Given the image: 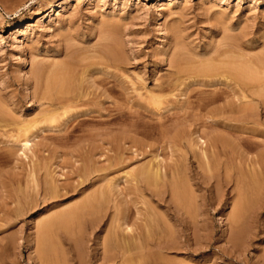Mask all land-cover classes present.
Returning <instances> with one entry per match:
<instances>
[{
  "label": "rangeland",
  "instance_id": "obj_1",
  "mask_svg": "<svg viewBox=\"0 0 264 264\" xmlns=\"http://www.w3.org/2000/svg\"><path fill=\"white\" fill-rule=\"evenodd\" d=\"M225 49L234 51L229 56L242 63L238 64L242 70L255 74L258 80L255 84L250 81L257 89L248 87L247 82H251L245 83V78L244 86L237 85L227 74L228 66L209 60L210 55ZM212 65L216 67L208 78L205 71ZM58 66L66 74L72 95H78L77 102L62 111L55 106H41L37 95L45 88L47 75ZM177 67L183 69L178 74L179 82L174 84L172 74ZM263 71L264 0H0V111L11 119H0V264H34L31 260L39 263L35 246L36 240L42 242L43 238L56 245L60 264H103L90 225L104 216L99 221L103 228L101 237L107 235L106 231L110 233L106 230L110 225H115L119 236L126 237V232L117 229L115 218L114 223L110 222L119 214L134 229L148 225L154 231L173 226L170 229L175 230L179 248L163 252L152 247L145 264H153L152 258L157 254L162 257L156 260L158 264H264V214L258 226L254 224L260 202L246 216L243 240L234 244L227 239L226 230L235 193L233 185L221 188L213 179L203 182L199 179L201 174H196L203 172L197 161L201 157L200 127L205 126L204 132L224 139L228 158L251 176L247 184L252 189H248L254 194L262 189L258 196L264 192V147L251 144L264 142ZM156 78L168 80L171 85L151 93L147 88ZM205 80L211 85H205ZM191 81L186 99L190 104L216 98L198 115H193L194 107L188 102L181 103L182 83ZM241 91L247 97L239 100ZM151 95L161 98L159 116ZM255 95L258 98L252 99ZM241 101L242 110H238L236 105ZM219 107L223 114L216 113ZM51 109L54 114L46 119L42 110ZM206 116L226 125L212 129L215 122ZM31 125L36 128L32 126L26 134L30 146L25 149L21 144L24 136L18 139V126ZM183 130L192 133L190 146L197 148L179 138ZM162 131L164 137L160 135ZM237 143L246 149L239 159L235 157ZM155 157L162 167L179 169L187 194L181 204L175 198L181 206H176L163 186L164 190L157 187L159 192L153 188L145 190L141 185L142 190L134 191L132 172L142 164L157 162ZM255 158L262 161L259 166ZM259 186L262 188L253 190ZM100 191L105 194V203L99 196L98 202L89 201L94 206L85 203L90 210L81 206L91 195H101ZM191 194L198 208L185 209L184 205L193 204L186 200L192 199ZM217 194L221 199H216ZM253 195L252 199L256 196ZM53 216L61 219L56 221ZM47 223L50 226H46L45 237L42 229Z\"/></svg>",
  "mask_w": 264,
  "mask_h": 264
},
{
  "label": "bare ground",
  "instance_id": "obj_2",
  "mask_svg": "<svg viewBox=\"0 0 264 264\" xmlns=\"http://www.w3.org/2000/svg\"><path fill=\"white\" fill-rule=\"evenodd\" d=\"M66 2V1H65ZM61 8V7H60ZM233 50L232 49H229V50H227V49H225V50H223V51H219V52H217V53H215V56H212V55H210V57H209V60H214V61H217V62H220V64H223V65H225L227 68H229L228 70H227V74L229 75V76H231L232 77V79L234 80V82L237 84V85H239V86H241V85H243L244 86V84H242V78H245V83H246V80L247 81H252V82H254L255 80H258L257 79V77L255 76V74H253L252 72H250V73H246V71L245 70H247V69H245V70H242V69H244V68H240L239 66H238V64H240L239 62H236V61H234V59H233V61L231 60L232 58L229 56L230 54H233ZM247 52V51H246ZM206 55V54H205ZM228 55V56H227ZM203 56V55H202ZM208 57V56H207ZM229 57V58H228ZM206 58V57H205ZM240 58V57H239ZM204 59V58H203ZM206 60V59H205ZM208 60V59H207ZM247 60V59H246ZM250 60V59H249ZM202 62H204L203 60H202ZM216 62V63H217ZM241 62H242V60H241ZM246 64H250L249 62L247 63V62H245ZM172 63H171V60H170V65H171ZM207 64H208V62H207ZM232 64V65H231ZM235 64V65H234ZM242 64V63H241ZM240 64V65H241ZM210 65V64H209ZM245 64H243V66H244ZM251 65V64H250ZM172 66H173V64H172ZM205 67H206V64L204 65ZM218 66V65H217ZM222 66V65H221ZM186 67V66H185ZM203 66H201V68H202ZM210 67V66H209ZM212 67V69L210 68V69H207L208 68V66H207V68H205V69H207L205 72H206V74H208L207 76H208V78L210 77V75L212 74L213 75V73H210V71H212L213 69H214V67H216V66H214L213 67V65L211 66ZM223 67V66H222ZM222 67H218V68H222ZM37 68V67H36ZM226 68V69H227ZM262 68V67H261ZM38 69V68H37ZM41 69V68H40ZM39 69V70H40ZM183 69V68H182ZM182 69H180L179 67H177V68H175L174 69V73L172 74V75H174V79L172 78V77H170L171 78V81H172V79H173V82H174V80H175V83L174 84H176L177 83V81H178V74H181V70ZM223 69H225L224 67L222 68V70ZM257 69V68H256ZM218 70V69H217ZM221 70V71H222ZM255 70V69H254ZM36 71V70H35ZM50 71V70H49ZM203 71V70H202ZM201 71V72H202ZM221 71H219L220 73H221ZM225 71V70H224ZM223 71V72H224ZM250 71H252V70H250ZM258 71V70H257ZM37 72V71H36ZM39 72V71H38ZM183 72V71H182ZM248 72V71H247ZM254 73L256 72V71H253ZM264 72V71H263ZM48 73V72H47ZM187 73H189V72H187ZM186 73V74H187ZM204 75H205V73L204 72H202ZM209 73H210V75H209ZM225 73V72H224ZM223 73V74H224ZM260 73V72H259ZM215 74H217V72L215 73ZM222 74V73H221ZM262 74V73H261ZM261 74H259V75H261ZM36 75V74H35ZM189 75V74H188ZM199 75H201V74H199ZM203 75V76H204ZM217 75H220V74H217ZM228 75H226V76H228ZM40 76V75H39ZM38 76V77H39ZM184 76V75H183ZM187 76V75H186ZM206 76V75H205ZM206 76V77H207ZM223 76V75H222ZM246 76H247V79H246ZM263 76H264V74L262 75V78H263ZM44 77V75L42 76V78ZM169 77V76H168ZM214 77V76H213ZM225 77V76H224ZM205 78V77H204ZM223 78V77H222ZM226 78H228V77H226ZM39 79H41V77H39ZM38 79V80H39ZM225 79V78H224ZM43 80H45V79H43ZM260 81H261V79H259ZM39 81H41V80H39ZM46 81H47V83L45 84V88L43 87V88H41V92L39 93V94H37V95H39V99H40V101H38V102H40V105L42 106V105H48V106H55V107H57V108H60L59 110H61V109H67V107H69V106H71L73 103H75V102H77V96L76 95H72V91L70 90V86L69 85H67V80H66V74H65V72L63 71V69L60 67L59 68V66H58V69L57 70H55V71H51L50 73H49V75H47V77H46ZM184 81V80H183ZM193 82H194V80H192ZM184 82V83H182V89H180V95L181 96H183L184 98L181 100V103H185V102H188V104H190L189 103V101H187L186 99H188V92H189V86L193 83V82ZM250 81V82H251ZM260 81H258V83H256V84H259V82ZM179 82V81H178ZM198 82V81H197ZM216 82H219L218 80H212V83H216ZM252 82L251 83H248L247 82V86L248 87H250V88H252L253 89V87L255 86L254 84H255V82H254V84H252ZM122 83V82H121ZM172 83V82H171ZM195 83V82H194ZM199 83V82H198ZM263 84H264V82H262ZM42 84V83H41ZM40 84V85H41ZM181 84V83H180ZM179 84V85H180ZM204 84L205 85H211V81H204ZM165 85H167L168 87H169V85H171L170 83H169V81L167 80V82H165V81H162L161 79H153V84H152V86H150V87H148L147 89L149 90V92H151V93H155V91H162L163 89H164V86ZM262 85V84H261ZM174 86V88H176V86L175 85H173ZM177 86H178V84H177ZM140 87H142V86H140ZM144 87H145V85H144ZM144 87H142V88H144ZM242 87V86H241ZM247 87V89L249 90L250 88H248ZM258 87H259V85H258ZM146 88V87H145ZM261 88L263 89L264 88V85L263 86H261ZM260 88V89H261ZM39 89V88H38ZM44 89V90H43ZM146 89V90H147ZM254 89H257V88H254ZM254 89H253V91H254ZM26 90V89H25ZM140 90H141V88H140ZM174 90V89H173ZM242 90V89H241ZM251 90V89H250ZM37 91V90H36ZM246 91V90H245ZM258 91V90H257ZM261 91V90H260ZM247 92V91H246ZM252 91H249L248 93H250L251 95L253 94V92L251 93ZM255 92H256V90H255ZM259 92V91H258ZM263 92V91H262ZM241 95L242 96H238V98H239V100H241L242 98H245V97H247L245 94H243V92L241 91ZM255 94V93H254ZM261 94V93H260ZM250 95V96H251ZM257 95V94H256ZM255 95V97L253 96V97H251L252 99H257L258 97ZM35 96V95H34ZM261 96H263V94L261 95ZM151 98H152V101H153V106H154V111H155V114H157L158 116L159 115H161V107L159 106L160 104H161V98L159 97V96H154V95H151L150 96ZM166 97V96H165ZM190 99V98H189ZM248 99V98H247ZM178 100V99H177ZM216 100V98L214 99H209L208 101H202V100H198V102H196V103H194L195 105L193 106V104H190V105H192L193 107H194V111H195V113L193 114V115H198L199 114V111H200V109H208L207 107L210 105V104H212L214 101ZM249 100V99H248ZM264 100V99H263ZM148 101V100H147ZM195 101V100H194ZM251 101H253V100H251ZM176 102H178V101H176ZM246 102H247V100H246ZM246 102H244V104H246ZM249 102H250V100H249ZM263 102V101H262ZM263 104V103H262ZM176 105V104H175ZM242 105H243V103H242V101H241V103H239V104H237L236 105V107L238 108V110H242ZM187 107H188V105H187ZM264 107V106H263ZM39 108V107H38ZM45 108V107H44ZM43 108V109H44ZM148 108V107H147ZM48 109V108H47ZM185 110H186V108H184ZM192 109V107L190 108V110ZM52 110V109H51ZM55 111L57 110L58 111V109H54ZM176 110V109H175ZM179 110H181V109H179ZM62 111V110H61ZM65 111H67V110H65ZM153 111V110H152ZM187 111V110H186ZM185 111V112H186ZM42 112H43V116H45V118L46 117H48V115H51L52 114V116H53V114H54V111L52 110L51 112L50 111H46V110H42ZM59 112V111H58ZM57 112V113H58ZM180 112V111H179ZM178 111H176V113H178V114H180ZM184 112V113H185ZM7 113V112H6ZM191 113V112H190ZM193 113V112H192ZM216 113H218V114H223V110H222V108L221 107H219V108H217V110H216ZM183 114V113H182ZM182 114H180V115H182ZM186 114H188V113H186ZM8 115V114H7ZM40 115H42V113L40 114ZM56 115L58 116V114H56L55 113V118H56ZM60 115V114H59ZM63 115H65V113H63ZM69 115V114H68ZM71 115V114H70ZM73 115H75V114H73ZM156 116V115H155ZM174 116V115H173ZM182 116H184V115H182ZM4 117L6 118V115H4V112L3 111H0V119L2 120V119H4ZM18 117H20V116H18ZM24 117V116H23ZM26 117H28V116H26ZM25 117V118H26ZM40 117V116H39ZM65 117H68V116H65ZM70 117H72V116H70ZM180 117V116H179ZM178 117V118H179ZM187 117V116H186ZM185 117V118H186ZM188 117H189V114H188ZM188 117H187V119H188ZM191 117V116H190ZM212 116H206L205 118L206 119H212L211 121L212 122H215V125L216 126H212L211 125V123H209V125H211V127L210 128H212V129H216V127L219 125V124H223V125H226L224 122H219L218 121V119L217 118H211ZM7 118H9V117H7ZM7 118L5 119V120H3V121H7ZM21 118V117H20ZM29 118V117H28ZM32 118V117H31ZM34 118V117H33ZM41 118V117H40ZM52 118V117H51ZM174 118V117H173ZM177 118V119H178ZM14 119V118H13ZM46 119H48V118H46ZM46 119H44V120H46ZM177 119H175V120H177ZM190 120L192 119V118H189ZM195 119V118H194ZM11 119L9 118V121H10ZM24 120V119H23ZM30 120V119H29ZM54 120V119H53ZM179 120V119H178ZM189 120V121H190ZM25 121V120H24ZM26 121H28V119H26ZM67 121V120H66ZM182 121V120H181ZM198 121H201V120H199V118H198ZM11 122V121H10ZM174 123H175V121H173ZM176 122H178V121H176ZM185 122V121H184ZM195 121H193V123H194ZM1 123V122H0ZM12 123H13V121H12ZM14 123H16V121H14ZM37 123H39V122H37ZM186 123V122H185ZM184 123V124H185ZM193 123L191 124L192 126H193ZM196 123H200V122H196ZM4 124H6L5 122H4ZM182 124V123H181ZM201 124V123H200ZM247 124V123H246ZM35 125V124H34ZM175 125H176V123H175ZM187 125V124H186ZM195 125V124H194ZM198 125V124H197ZM202 125H203V123H202ZM204 125H205V121H204ZM33 125H31V126H18V134H19V138L18 139H20L21 137H23L24 136V138L22 139V141H21V144H22V146H23V148H25V149H28L29 148V146H30V143H29V140H28V138H25V136H26V134L28 133V132H30V129H31V127H32ZM151 126V125H150ZM160 126H161V124H160ZM187 126H189V125H187ZM34 127V126H33ZM172 127V126H171ZM174 127V126H173ZM176 127H178V126H176ZM195 127V126H194ZM198 127L199 126H197V129H198ZM202 127H205V126H202ZM202 127H200L201 128V130H202V135H201V137H200V135H199V141H200V144H201V147L199 146L198 148H200V153H201V157L199 158V161H197V165H198V167L200 168V169H202V173H196V174H201L200 175V177H199V179L201 178V180L203 181V180H208V181H210V179H213V182L215 183V184H217V185H219V187H221V186H228V185H233V189H234V191H235V193H234V199H233V202H232V210H231V215H230V217L228 218V222L226 223V227L228 228V229H226V230H229V235H228V237H227V239L231 242H233L234 244H239V243H241V241L243 240V238H244V234H245V229H244V221H245V219H246V216H247V214H248V212L249 211H251V210H253V207L255 206V205H257L256 203H259V205L257 206L258 208V210H256L255 211V219H254V221H255V226H258L257 224H258V222H260L259 221V218H260V216H262V214H264V192L263 193H261L259 196H258V194H259V192L262 190V189H258V190H256L257 188H260L261 186H259V187H254V189L253 190H256L258 193H256V191H254L255 192V194L254 193H252L250 190L252 189V187H249L248 186V182H247V180L249 179V178H251V176L248 174V176H247V172L246 173H244L241 169V167H238V166H236V164H233L232 163V159L231 158H228V156H227V152H226V150H225V148H224V139H222V137H220L218 134L216 135H211L210 133H207V132H204L203 131V129H202ZM207 127V126H206ZM10 128V127H9ZM34 128H36V127H34ZM179 128V127H178ZM183 128V127H182ZM186 128V127H185ZM200 128H199V130H200ZM15 129V128H14ZM177 129V128H176ZM175 129V130H176ZM181 129V128H180ZM196 129V128H195ZM182 130V129H181ZM191 130V129H190ZM198 130V131H199ZM16 131H17V129H16ZM178 130H176V132H177ZM13 132H14V130H13ZM195 132H197V131H195ZM170 133V135H171V133L172 132H169ZM178 133V132H177ZM191 133V132H190ZM189 132L188 133H184V130L183 131H180V139L181 140H184L189 146L191 145V143L193 144V142H192V138H191V134H190ZM17 134V135H18ZM30 134H32V131H31V133ZM172 134H174V133H172ZM176 134V133H175ZM20 135H22L21 137H20ZM160 135H161V137H164V135H165V132L164 131H162V133L160 132ZM145 136H147V133H145ZM175 136H177V135H175ZM27 137V136H26ZM176 138V137H175ZM178 138V139H179ZM16 140V139H15ZM172 140V139H171ZM180 140V141H181ZM194 140H196V139H194ZM169 141V140H168ZM176 141V140H175ZM197 141V140H196ZM172 142H174V140L172 141ZM185 142H184V144H185ZM198 143V142H197ZM177 144H179V142L177 143ZM183 144V145H184ZM194 144H196V142L194 143ZM199 143H198V145H200ZM251 144H253V145H255V147L257 146V147H259V146H263L264 147V142H254V141H252V143ZM186 145V144H185ZM237 145H238V151L236 152L237 154H236V158H240V156L242 155V152L243 151H245L244 150V146H242L240 143H237ZM192 146H194V145H192ZM192 146H190L191 148H194V147H192ZM197 146V145H196ZM169 148V147H168ZM195 148H197V147H195ZM198 151V150H197ZM247 151H249V150H247ZM181 152V151H180ZM195 152V151H194ZM195 155V154H194ZM262 155V154H261ZM260 155V156H261ZM197 156H199V152H198V154H197ZM196 155H195V157H197ZM157 157V156H156ZM155 157V158H156ZM160 157V156H159ZM153 159V160H156V159ZM263 158V157H262ZM256 159V158H255ZM260 159H261V157H260ZM152 160V161H153ZM158 160V159H157ZM235 160V159H234ZM245 160H247L246 158H245ZM259 159H256L255 160V162L256 161H258ZM262 160H264V159H262ZM150 161V160H149ZM162 161V160H161ZM248 161L250 162V160L248 159ZM155 162V161H154ZM159 160L157 161V162H155V163H151V162H146V163H151V164H146V165H143L142 164V166L139 168V169H137V171H135V173L134 172H132V174H134L132 177H133V179H135V181L133 182V184L135 183V188H134V191H136L137 189H141V188H143V189H145V190H151L152 188H153V190L154 191H156V189H157V191H158V189L160 188V187H166V189H167V191L170 193V196L171 197H173L174 198V200H175V198H176V200H177V198L178 199H180V200H178L177 202L179 203V204H181L180 202H183L184 201V199L186 198L185 197V195H187V194H184L185 193V185H184V183L180 180L181 179V175H180V171H179V169H177V168H170V170L166 167H162L160 164H159ZM175 162V161H174ZM162 163V162H161ZM252 163H253V160H252ZM257 163V162H256ZM255 163V164H256ZM259 163H260V161H258V166H259ZM261 163H262V161H261ZM260 163V164H261ZM163 164V163H162ZM173 164H175V163H173ZM250 164H251V162H250ZM249 164V165H250ZM164 165V164H163ZM168 165V164H167ZM248 165V166H249ZM252 166L254 165V163L253 164H251ZM255 167V166H254ZM254 167H253V169H254ZM179 168V167H178ZM168 169V170H167ZM250 169H251V171H249V172H252V167H250ZM126 173V172H125ZM124 173V174H125ZM129 174L131 173V172H128ZM204 173V174H203ZM29 174V173H28ZM90 174V173H89ZM127 174V173H126ZM131 174V175H132ZM203 174V175H202ZM30 176L31 175H33V173H32V171H30V174H29ZM131 175L129 176V177H131ZM125 176H128V175H125ZM206 177V178H205ZM33 178V177H32ZM125 178V177H124ZM128 178V177H127ZM122 179H123V177H122ZM126 179V178H125ZM132 178H130V181H132L131 180ZM252 179V178H251ZM251 179H249V180H251ZM127 180V179H126ZM125 180V181H126ZM32 181H33V179H32ZM129 181V180H128ZM128 181H127V183H128ZM108 182V181H107ZM204 182V181H203ZM202 182V183H203ZM205 183H206V181H205ZM204 183V184H205ZM92 184V183H91ZM130 184V183H129ZM132 184V183H131ZM208 184V183H207ZM115 185V184H114ZM117 185V184H116ZM142 187H141V186ZM108 186V185H107ZM111 186V185H110ZM109 186V187H110ZM132 186V185H131ZM94 187V186H93ZM117 187V186H116ZM141 187V188H140ZM157 187H159V188H157ZM162 187V188H163ZM216 187V186H215ZM248 187L249 188H251L250 190L248 189ZM115 188V187H114ZM118 188V187H117ZM137 188V189H136ZM150 188V189H149ZM155 188V189H154ZM222 188V187H221ZM262 188V187H261ZM107 189V188H106ZM109 189V188H108ZM119 189V188H118ZM130 189V188H129ZM136 189V190H135ZM165 188H163V190H164ZM187 189V188H186ZM53 190V189H52ZM51 190V191H52ZM103 190V189H102ZM110 190V189H109ZM113 190V189H112ZM122 190V189H121ZM133 190V189H132ZM142 190V189H141ZM152 190V191H153ZM218 190V189H217ZM252 190V191H253ZM111 191V190H110ZM219 191V190H218ZM97 192V191H96ZM101 192V191H100ZM109 192V191H108ZM108 192H107V194H108ZM159 192V191H158ZM160 192H162V189L160 190ZM54 193V192H53ZM93 193V192H92ZM94 193H95V191H94ZM121 193V192H120ZM129 193V192H128ZM101 195H98V196H92L91 195V198H90V200H87V198H86V200L87 201H85L84 202V200L81 202V206L83 207V208H85L84 206H86V210L88 209V210H90V207L89 206H87L86 204H88V202L89 201H91V199H92V201H94V200H98V199H96V197H98L99 198V196H100V198L99 199H101V200H103L104 201V203H105V200L103 199L104 198V195H103V193L101 192L100 193ZM132 194V193H131ZM188 194H190V192H188ZM254 194V195H253ZM127 195V194H126ZM139 195H142V194H139ZM251 195H253V196H255L253 199L251 198ZM51 196H52V193H51ZM87 196H89V195H87ZM103 196V197H102ZM233 196V195H232ZM90 197V196H89ZM123 197V196H122ZM121 197V198H122ZM191 197H192V194H191ZM217 198V200H218V198L219 199H221V196H219V194H217V196H216ZM182 198H184V199H182ZM195 198V197H194ZM123 199V201H124V198H122ZM126 199H129V198H126ZM131 199H133V198H131ZM131 199H129V200H131ZM181 199L183 200V201H181ZM196 199V198H195ZM195 199H193V197H192V199L190 198V200H188V197H187V202H190L191 200H192V205L191 204H186L187 202L185 201V204L186 205H188V206H186V205H184L185 206V209H186V207L188 208L189 206H192V208L191 209H194L196 206H197V208H198V205L199 204H197V202H196V204H195ZM230 199H231V196H230ZM100 200V201H101ZM120 200V199H119ZM134 200V199H133ZM176 200L175 201H173V202H176ZM100 201H99V203H100ZM106 201H107V199H106ZM108 201H109V199H108ZM114 201V200H113ZM197 201V200H196ZM87 202V203H86ZM98 202V201H97ZM112 202V201H111ZM133 202V201H132ZM176 202V206L177 207H179V206H181V205H179L178 203ZM57 203H59V202H57ZM57 203L55 202V204L57 205ZM86 203V204H85ZM89 203H91V202H89ZM92 203H94V202H92ZM91 203V204H92ZM117 203H118V201H117ZM121 203V202H120ZM119 203V204H120ZM124 203H125V201H124ZM123 203V204H124ZM128 203V202H127ZM126 203V204H127ZM139 203V202H138ZM61 204V203H60ZM77 204V203H76ZM84 204V205H83ZM113 204V203H112ZM115 204V203H114ZM122 204V203H121ZM134 204H136L137 205V203L134 201ZM78 205V204H77ZM80 205V204H79ZM78 205V206H79ZM90 205V204H89ZM93 205V204H92ZM96 205H98V203L96 204ZM95 205V206H96ZM101 205V204H100ZM99 205V206H100ZM118 205V204H117ZM128 205V204H127ZM193 205H195V206H193ZM75 206L76 205H74L73 206V208L74 209H77V208H75ZM94 206V205H93ZM92 206V207H93ZM105 206V205H104ZM125 206V205H124ZM182 206H183V204H182ZM183 206V207H184ZM77 207V206H76ZM82 207H80L79 206V208L81 209ZM89 207V208H88ZM103 207V206H102ZM122 207H123V205H122ZM194 207V208H193ZM96 209H98V207L96 208ZM115 209V208H114ZM91 210H92V208H91ZM100 210V209H99ZM115 210H117V213H118V209H115ZM137 210H138V208H137ZM188 210V209H187ZM197 210V209H196ZM84 211H85V209H84ZM67 213L68 212H70V211H66ZM80 212V211H79ZM90 212V211H89ZM94 212V211H93ZM98 212H100V211H98ZM97 212V213H98ZM123 212H125V209L123 210ZM122 212V213H123ZM138 213H139V210L137 211ZM188 212V211H187ZM190 212V211H189ZM188 212V213H189ZM70 213H72V212H70ZM74 213V212H73ZM116 213V214H117ZM190 213H192L193 214V212L191 211ZM198 212L196 211V214H197ZM61 214V213H60ZM63 214H64V212H63ZM100 214V213H99ZM99 214H96V216L97 215H99ZM114 214H115V212H114ZM115 214V215H116ZM119 214V213H118ZM117 214V215H118ZM59 215V214H58ZM74 215V214H73ZM80 215V214H79ZM93 215V214H92ZM60 216V215H59ZM58 216V217H59ZM74 216H76V214L74 215ZM96 216H94L95 218H96ZM192 216H194V215H192ZM54 217V216H53ZM53 217L51 218L52 220H55V219H53ZM57 217V218H58ZM61 217L63 218V219H66L65 217H63V215H61ZM71 217V215H69V216H67V218L69 219ZM77 217V216H76ZM80 217V216H79ZM98 217H100V216H98ZM104 217V216H103ZM103 217H101V218H103ZM113 217V216H112ZM111 217V218H112ZM142 217V216H141ZM198 217V214H197V216H196V218ZM54 218H56V216L54 217ZM57 218H56V221H57ZM75 218V217H74ZM78 218V217H77ZM101 218H100V220H101ZM114 218H115V224H116V226L118 227L117 229H119L120 231H122V232H126V235L128 236H126L125 237V235H122V236H119L118 235V233H117V231H116V228H115V225L114 226H112V225H110V227H108L106 230H111L110 231V233L109 232H107L106 231V233H107V235L105 234L103 237H101L100 235H101V232H102V225L100 224V220L99 219H95L94 220V218H93V220L94 221H97V222H94L93 224H91L93 221H91L92 220V218L90 219V228H91V233H92V235L94 236V239H95V246H96V248L98 249L99 248V250H100V257H101V261H102V263L103 264H105V263H111V264H145V260H146V257L150 254L149 253V251H150V248H152V247H156L157 249H160V251H162L163 250V252H168V251H171V250H174V249H177V247H178V245H180V244H177L176 243V241H175V239H176V235H174L175 233H173L174 231L172 230V229H170V228H173V226H170V228L168 227V229L167 230H162L161 229V227L160 228H156L157 230H154V231H152V230H150L148 227V225H145L144 227L145 228H148V230H145V228L143 229V228H135L134 229V227L132 228V225H129V223H127L126 221H125V217H124V215H118V218H116V217H113V221H110V222H113L114 223ZM192 218V217H191ZM58 219H61V218H58ZM62 219V220H63ZM116 219H117V221H116ZM185 219V218H184ZM195 219V218H194ZM198 219V218H197ZM69 220H71V219H69ZM76 220V219H75ZM112 220V219H111ZM186 220H187V218H186ZM192 220H193V218H192ZM47 221V220H46ZM64 221V220H63ZM78 220H76V222H77ZM188 221H190L189 219H188ZM48 222H49V224H50V221L48 220ZM52 222V221H51ZM61 222V221H60ZM70 222V221H69ZM89 222V221H88ZM104 222V221H103ZM71 223H72V221H71ZM102 223V222H101ZM105 223V222H104ZM103 223V224H104ZM196 223V222H195ZM195 223L193 222L192 223V225L194 224L195 225ZM43 225V224H42ZM41 225V226H42ZM48 225V223L45 225V228H46V226ZM172 225V224H171ZM37 226V225H36ZM49 226L50 225H48V228H49ZM111 226L112 227H114L115 228V230H114V228L113 229H111ZM147 226V227H146ZM43 228V227H42ZM42 229L43 231H42V234L45 236H47V232H46V230H47V228L46 229ZM41 228H40V226H39V230H40ZM104 231V230H103ZM227 233V232H226ZM37 235V234H36ZM36 235H34V237L36 236ZM43 235H42V237H40L39 235V237L40 238H43ZM45 236V237H46ZM177 237H178V235H177ZM35 239H37V238H35ZM43 240L44 241H37L36 240V246H35V248H36V252H37V256H36V258H37V261L39 262V263H37V264H60V262H59V254L60 253H58V250H57V247H56V245L55 244H52V243H48L47 241L48 240H46V239H44L43 238ZM177 240H178V238H177ZM188 240V239H187ZM186 240V241H187ZM194 240H196V236H194ZM185 241V240H184ZM185 243V242H184ZM183 243V244H184ZM34 246V245H33ZM179 248V247H178ZM33 249H34V247H33ZM178 251V250H177ZM98 253V252H97ZM259 253V252H258ZM255 255H256V253H255ZM61 256V255H60ZM155 257H153L152 259H153V264H158V263H156V260H158V259H160V258H162L161 256H160V254H157V255H154ZM30 257H31V259H32V255H30ZM99 257V258H100ZM35 258V257H34ZM99 260V259H98ZM32 261V263H34V264H36V261L34 262L33 260H31ZM60 261H62V260H60ZM169 264H170V262H168ZM167 262H166V264H168ZM172 263V262H171ZM176 263V262H175ZM183 263V262H182ZM184 264V263H183Z\"/></svg>",
  "mask_w": 264,
  "mask_h": 264
}]
</instances>
